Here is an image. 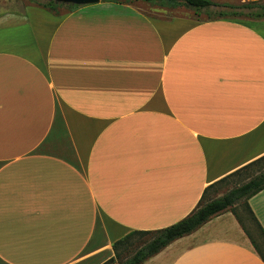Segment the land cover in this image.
I'll list each match as a JSON object with an SVG mask.
<instances>
[{
	"label": "crops",
	"instance_id": "1",
	"mask_svg": "<svg viewBox=\"0 0 264 264\" xmlns=\"http://www.w3.org/2000/svg\"><path fill=\"white\" fill-rule=\"evenodd\" d=\"M141 4L0 12V264H102L264 155V19ZM142 264L264 262L224 212Z\"/></svg>",
	"mask_w": 264,
	"mask_h": 264
},
{
	"label": "trees",
	"instance_id": "2",
	"mask_svg": "<svg viewBox=\"0 0 264 264\" xmlns=\"http://www.w3.org/2000/svg\"><path fill=\"white\" fill-rule=\"evenodd\" d=\"M35 5L46 9L51 13H58L59 9H63L65 12L72 11L79 6L74 5H59L53 2L45 0H28ZM101 2L108 3H119V4H130L134 1H142L151 6L160 8H171L175 9L178 7H186L193 10L194 13L204 12L214 6L227 7L229 11H219L217 18H208L207 20L222 19L228 17H245L254 20L264 19V3L259 2H248L241 6H233L228 4H217L211 0H100ZM234 9L246 10V12L236 11ZM234 184L231 189L222 194L219 197L213 198L203 202L207 196V193L214 187L219 185H231ZM264 189V155L247 163L246 165L236 169L229 173L223 178L209 184L204 188L197 206L184 218L177 221L176 223L157 230L151 231H140L133 230L125 234L120 239L112 243L113 255L102 264H112L115 259H120V249H126L129 247L133 240L138 236L150 235L151 238L139 246L135 251L122 261L117 264H142L146 260L150 259L167 245L174 240L183 236L191 234L193 231L202 226L205 222L210 220L212 217L217 216L224 212H230L243 232L250 240L254 250L260 256L264 262V230L256 219L254 213L250 209L248 200ZM240 212L242 213L239 214ZM244 219L247 220L249 230L256 234L258 243L246 228ZM263 248L261 249L260 248Z\"/></svg>",
	"mask_w": 264,
	"mask_h": 264
},
{
	"label": "rangeland",
	"instance_id": "3",
	"mask_svg": "<svg viewBox=\"0 0 264 264\" xmlns=\"http://www.w3.org/2000/svg\"><path fill=\"white\" fill-rule=\"evenodd\" d=\"M217 4H228V5H233V6H241L242 4L248 3V2H259V3H264V0H211ZM35 5L34 3L29 2L28 0H0V12L4 11H9V10H20L26 5ZM37 6V5H36ZM139 10L143 11L144 13L150 15L151 17L155 18H169L170 16H185L189 17V19L193 22H200L203 20H207L208 18H217V14L219 11H229L230 9L227 7H221V6H214L210 7L207 12L204 10L201 11L200 13H194L193 10L186 8V7H178L175 9L171 8H160L156 6H151L146 4H141L139 7ZM236 11H241V12H246V10H241V9H234ZM58 12H65L63 9H59ZM231 18L232 17H228ZM235 19H240V20H248L249 18L245 17H234ZM234 184L225 186V185H219L214 187L211 191L207 193V196L203 202H206L207 200H211L213 198L219 197L225 192H227L229 189H231ZM242 213L240 212L239 209V214ZM244 224L246 228L249 230V226L247 224V220L244 219ZM250 233L252 234L253 238L258 242V238L256 237L255 233H252L251 230H249ZM151 238L150 235H145V236H138L136 237L132 244L127 247L126 249L121 248L120 249V259H115V261L112 264H117L118 262L122 261L126 257L130 256L137 247L142 246L144 243H146L149 239ZM261 248V246H260ZM263 249V248H261ZM264 253V250H262Z\"/></svg>",
	"mask_w": 264,
	"mask_h": 264
},
{
	"label": "water",
	"instance_id": "4",
	"mask_svg": "<svg viewBox=\"0 0 264 264\" xmlns=\"http://www.w3.org/2000/svg\"><path fill=\"white\" fill-rule=\"evenodd\" d=\"M59 5L85 6L97 4L100 0H45Z\"/></svg>",
	"mask_w": 264,
	"mask_h": 264
}]
</instances>
